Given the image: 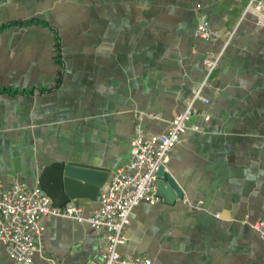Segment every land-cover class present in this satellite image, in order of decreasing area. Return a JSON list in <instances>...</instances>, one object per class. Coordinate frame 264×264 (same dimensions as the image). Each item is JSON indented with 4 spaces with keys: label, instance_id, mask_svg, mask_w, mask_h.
Returning a JSON list of instances; mask_svg holds the SVG:
<instances>
[{
    "label": "crops",
    "instance_id": "obj_1",
    "mask_svg": "<svg viewBox=\"0 0 264 264\" xmlns=\"http://www.w3.org/2000/svg\"><path fill=\"white\" fill-rule=\"evenodd\" d=\"M248 2L0 0L4 188L40 186L56 161L107 169L109 182L130 158L138 119L148 135L165 132L202 81L203 58L236 29L204 90L210 103L190 122L199 130L183 134L165 165L183 198L135 207L119 252L153 264H264L251 226L264 221V13L242 18ZM201 23L219 38H196ZM70 203L85 215L99 205ZM42 224L61 264H101L105 230L58 216ZM0 264L46 263L17 262L0 242Z\"/></svg>",
    "mask_w": 264,
    "mask_h": 264
},
{
    "label": "built area",
    "instance_id": "obj_2",
    "mask_svg": "<svg viewBox=\"0 0 264 264\" xmlns=\"http://www.w3.org/2000/svg\"><path fill=\"white\" fill-rule=\"evenodd\" d=\"M249 11L264 13V0H249L242 18ZM256 23L264 28L263 20L258 19ZM235 34L236 29L226 31L222 50L203 58L202 81L194 87L183 111L173 118L165 132L148 135L142 119H138L130 158L101 188L98 208L92 214L85 215L72 203L59 206L40 186L29 188L23 180H14L8 188L0 182V242L5 253L21 263H32L38 255L46 264H61L47 253L43 244L45 228L42 219L58 216L106 231L107 244L100 255L101 264H153L148 257L121 254L119 246L126 242L125 230L131 224L133 209L142 202L161 201L156 195V173L166 165L183 134L189 129L199 130L198 126H190V122L201 114L199 105L210 103L204 90L219 69L223 52ZM195 37L208 42L217 40L219 34L206 23H201ZM209 118L204 115L206 121ZM251 226L264 239V221H256Z\"/></svg>",
    "mask_w": 264,
    "mask_h": 264
},
{
    "label": "water",
    "instance_id": "obj_3",
    "mask_svg": "<svg viewBox=\"0 0 264 264\" xmlns=\"http://www.w3.org/2000/svg\"><path fill=\"white\" fill-rule=\"evenodd\" d=\"M109 178L107 169L78 162H53L40 175V187L55 204L64 206L79 198L99 201L100 190ZM156 195L172 204L183 198V192L174 177L161 166L156 173Z\"/></svg>",
    "mask_w": 264,
    "mask_h": 264
}]
</instances>
